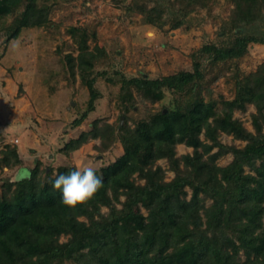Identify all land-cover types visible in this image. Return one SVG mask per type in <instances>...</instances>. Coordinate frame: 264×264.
Listing matches in <instances>:
<instances>
[{"label": "trees", "instance_id": "obj_1", "mask_svg": "<svg viewBox=\"0 0 264 264\" xmlns=\"http://www.w3.org/2000/svg\"><path fill=\"white\" fill-rule=\"evenodd\" d=\"M149 1L153 5L142 9L144 19L161 29L166 22L172 28L185 24L192 11L209 4V0ZM231 1L230 19L221 33H231L234 39L229 45L203 46L211 64L239 60L250 44L264 43V0ZM20 8V21L7 23V17ZM126 8L133 10L130 5ZM47 23L48 9L37 0H0V30L6 42L18 38L24 28ZM69 34L77 42L78 54L65 57L90 92L87 109L73 122L76 128L102 96L95 83L105 71L96 67L108 54L99 44L90 45L87 30L73 26ZM236 66L234 97L221 100L219 109L215 100L206 102L202 97L204 85L209 95L212 91L196 64L192 72L157 79L123 77L122 84L134 87L145 100L160 101L165 89H172L187 93V103L182 109H163L134 127L125 115L116 125L95 119L90 130L61 140L60 150L66 155L89 139L100 138L102 150L109 146L107 137L123 144L125 152L117 161L94 169L108 192L106 204L112 208L108 213H102L95 197L76 207L62 203V191L52 182L76 166H60L54 173L37 160L34 167L23 169V180L6 178L0 189V264H264V61L244 75ZM249 104L256 107L254 131L234 116L235 110L246 111ZM221 132L246 144L227 145L219 138ZM180 143L193 147L194 153L177 157ZM225 153L233 154L232 161L216 165L214 161ZM160 158H166L175 173L171 180H166L165 169L154 165ZM22 163L17 145L0 149V168ZM135 172L144 184L133 179ZM187 188L192 191L190 198ZM122 195L128 211L112 214ZM135 206L146 208L147 215L132 216ZM62 235L67 240L61 241Z\"/></svg>", "mask_w": 264, "mask_h": 264}, {"label": "rangeland", "instance_id": "obj_2", "mask_svg": "<svg viewBox=\"0 0 264 264\" xmlns=\"http://www.w3.org/2000/svg\"><path fill=\"white\" fill-rule=\"evenodd\" d=\"M38 5L48 9V23L41 27L24 28L19 37L6 42V34L0 30V149L6 144L17 145L30 139L21 166L0 168V189L6 178L16 177L20 168L34 167L37 160L42 168L60 166H92L100 169L117 161L125 152L120 140L107 137L108 148L100 149V138L89 139L79 149L65 154L60 150L61 140L77 136L90 130L92 122L116 125L125 115L127 123L134 127L137 122L149 121L163 109H181L187 103V93L165 89L164 98L157 102L143 99L132 86L122 84L123 77H145L157 79L179 71H194V65L204 71L212 95L202 87L201 95L206 102L232 99L236 88L232 74L239 67L242 74L254 71L264 61V43H252L248 53L239 60L211 64L209 54L202 50L204 45H229L234 39L231 33H221L228 25L233 9L231 0H209L207 6H199L186 18L185 24L172 28L166 22L161 29L146 23L143 10L150 8L149 0H37ZM133 7L129 11L126 7ZM23 8L7 17V23L20 21ZM167 14L162 15L166 17ZM85 29L90 34L89 42L104 47L107 56L102 58L96 71H105L97 76L96 87L102 96L83 123L73 127L75 119L87 109L90 92L82 83L77 71L73 72L66 59L69 53L78 54L77 42L69 34L71 27ZM113 81H109L108 78ZM194 88V87H193ZM189 89V88H188ZM194 90V89H193ZM195 91V90H194ZM187 92V91H186ZM256 107L249 104L246 111L235 110L234 116L254 131L252 113ZM31 137L34 138L31 140ZM200 138L205 139L201 133ZM220 140L227 145L243 147L246 141L233 134L221 132ZM32 141V142H31ZM207 142H211L207 140ZM40 143V144H39ZM217 151V148L213 152ZM177 157L193 154L194 149L180 143L176 145ZM209 154L204 157L207 158ZM233 159L232 153L220 155L214 163L225 166ZM183 163V161H182ZM154 165L165 169L166 180L175 173L170 170L166 158L158 159ZM249 171L250 168L246 167ZM44 178H48L44 175ZM138 183H145L139 172L133 174ZM188 198L191 197V189ZM109 194H111L109 192ZM108 192L105 185L94 195L102 205V213H108ZM125 196L115 201L112 214L128 211ZM211 200L206 201L209 205ZM132 216L147 215L144 207L135 206ZM81 219H85L81 217ZM62 235L60 240H67ZM244 260L246 255L241 252ZM53 264H75L59 261Z\"/></svg>", "mask_w": 264, "mask_h": 264}, {"label": "clouds", "instance_id": "obj_3", "mask_svg": "<svg viewBox=\"0 0 264 264\" xmlns=\"http://www.w3.org/2000/svg\"><path fill=\"white\" fill-rule=\"evenodd\" d=\"M21 172L15 179L23 180ZM54 189L62 191V203L68 207H76L94 197L103 186L101 177H98L92 166H77L75 170L66 174H59L52 182Z\"/></svg>", "mask_w": 264, "mask_h": 264}, {"label": "crops", "instance_id": "obj_4", "mask_svg": "<svg viewBox=\"0 0 264 264\" xmlns=\"http://www.w3.org/2000/svg\"><path fill=\"white\" fill-rule=\"evenodd\" d=\"M33 139V141H34V138L33 137H31V140ZM30 139H27V141H26V143L25 144H21V138H20V141L17 143V146H18V151H19V155H20V157H21V159H22V161L24 160V155H25V153H26V149L27 148H29L30 149V151H32V150H34L33 149V147H27L29 144H30V141H29ZM32 142V141H31ZM29 143V144H28ZM40 144V143H39ZM25 168V167H24ZM24 168H20L19 169V172H23V169Z\"/></svg>", "mask_w": 264, "mask_h": 264}]
</instances>
